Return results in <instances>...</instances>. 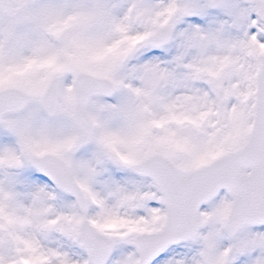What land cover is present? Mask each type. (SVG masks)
<instances>
[{
    "label": "snow or ice",
    "instance_id": "6c2138e0",
    "mask_svg": "<svg viewBox=\"0 0 264 264\" xmlns=\"http://www.w3.org/2000/svg\"><path fill=\"white\" fill-rule=\"evenodd\" d=\"M0 264H264V0H0Z\"/></svg>",
    "mask_w": 264,
    "mask_h": 264
},
{
    "label": "water",
    "instance_id": "95a60500",
    "mask_svg": "<svg viewBox=\"0 0 264 264\" xmlns=\"http://www.w3.org/2000/svg\"><path fill=\"white\" fill-rule=\"evenodd\" d=\"M223 191V190H222Z\"/></svg>",
    "mask_w": 264,
    "mask_h": 264
}]
</instances>
